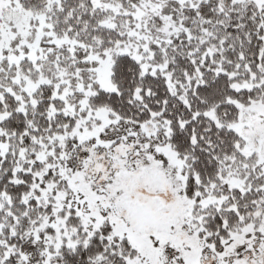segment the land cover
<instances>
[{
    "label": "snow or ice",
    "instance_id": "obj_1",
    "mask_svg": "<svg viewBox=\"0 0 264 264\" xmlns=\"http://www.w3.org/2000/svg\"><path fill=\"white\" fill-rule=\"evenodd\" d=\"M0 264H264V0H0Z\"/></svg>",
    "mask_w": 264,
    "mask_h": 264
}]
</instances>
